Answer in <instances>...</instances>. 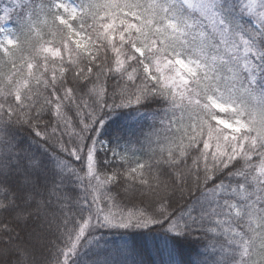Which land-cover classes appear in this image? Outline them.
<instances>
[{
  "label": "snow or ice",
  "instance_id": "1",
  "mask_svg": "<svg viewBox=\"0 0 264 264\" xmlns=\"http://www.w3.org/2000/svg\"><path fill=\"white\" fill-rule=\"evenodd\" d=\"M0 13V264H116L97 229L161 224L204 241L195 264H264V0H8ZM13 16L19 36L2 26ZM151 102L162 114L139 149L96 138L108 111Z\"/></svg>",
  "mask_w": 264,
  "mask_h": 264
},
{
  "label": "trees",
  "instance_id": "2",
  "mask_svg": "<svg viewBox=\"0 0 264 264\" xmlns=\"http://www.w3.org/2000/svg\"><path fill=\"white\" fill-rule=\"evenodd\" d=\"M36 2L39 3L40 0H36ZM75 2L78 3L79 0H75ZM7 3L8 0H0V8ZM2 26L14 36L20 35V24L16 16H13L11 21ZM0 39H2V35H0ZM45 39H51V37L45 36ZM18 55L27 56L28 51L25 50ZM111 102L109 100V103ZM116 102L119 103L118 100ZM161 114L162 105L158 102H151L145 106L132 105L113 109L104 115L103 126L96 133V138L106 143L108 148L119 151H123L130 143H135L136 149H139L154 120L157 119L158 123ZM18 135L26 144H30L33 150L43 153L45 158L51 153V149L46 150L43 145L36 144L28 132L22 131ZM63 141L68 142L69 137L63 136ZM68 146L71 147V143ZM97 148L99 149L100 145H97ZM128 155L131 156V153ZM135 155L144 160L148 159L147 146L143 150L136 151ZM98 159L101 166H104L103 161L105 159H109L112 166H120L118 161L110 155L107 156L104 151L98 153ZM74 164L79 167V162L74 161ZM73 191L74 194H79L78 188L73 189ZM123 203L129 208L132 206L127 200H124ZM134 203L138 208L146 206L141 205L138 201ZM166 227V225L161 224L147 230L99 228L96 234L101 238V243L104 245L103 253L108 254L109 258L114 260L116 264H125V262H136V264H195L198 259L203 258L205 251L203 240L196 236L175 237L167 232ZM17 231L20 230L17 229ZM3 238L7 239V237ZM83 259V257L77 259V264H83Z\"/></svg>",
  "mask_w": 264,
  "mask_h": 264
}]
</instances>
